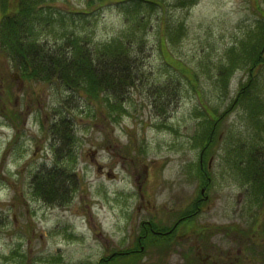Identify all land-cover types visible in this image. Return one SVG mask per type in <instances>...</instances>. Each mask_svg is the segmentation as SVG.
I'll return each mask as SVG.
<instances>
[{
  "label": "rangeland",
  "instance_id": "obj_1",
  "mask_svg": "<svg viewBox=\"0 0 264 264\" xmlns=\"http://www.w3.org/2000/svg\"><path fill=\"white\" fill-rule=\"evenodd\" d=\"M90 1L87 8V0H55L51 8L67 14L66 27L91 44L119 35L124 20L117 4ZM176 1L151 11L134 56L140 79L126 91L115 121L103 102H88L57 82L21 79L0 49V264H98L129 246L143 222L168 227L198 197L193 221L137 264H264V199H254L225 158L233 142L248 143L256 133L244 107L229 106L247 73L236 66L225 86L217 73L232 43L261 19L257 6L264 11V0H196L188 8ZM78 9L90 12L68 14ZM177 22L182 34L161 47L159 35ZM42 25L37 32L51 40L54 29H63ZM167 83L168 104L152 95ZM254 83L264 118V64ZM207 113L216 117L217 138L203 160L196 139ZM62 116L74 137L72 157L63 162L76 183L69 199L48 204L35 197L30 180L41 165L54 163L58 144L49 126ZM257 145L263 148L264 140ZM203 163L209 177L201 187Z\"/></svg>",
  "mask_w": 264,
  "mask_h": 264
},
{
  "label": "trees",
  "instance_id": "obj_2",
  "mask_svg": "<svg viewBox=\"0 0 264 264\" xmlns=\"http://www.w3.org/2000/svg\"><path fill=\"white\" fill-rule=\"evenodd\" d=\"M99 1L106 2L105 4L111 2L117 4L124 20V30L109 41L91 44L90 38L73 33L66 27L63 21L67 14L60 15L55 11L56 8H51V3L55 0H0V49L5 51L21 79L32 82H57L65 91L81 93L88 102H103L105 115L115 121L120 117L121 103L126 100V91L140 79L136 75L139 68L134 56L137 52H141L144 46L143 38L147 32L151 11L156 7L164 10L165 6L163 0ZM195 1L177 0L175 4L188 8ZM90 4L91 1L87 0V8ZM258 9L261 19L232 43L225 55L227 61L217 66L219 81L225 86L229 74L236 66L245 65L247 77L239 82L236 95L229 106L242 105L256 133L252 134V141L248 143L241 140L233 142L230 147L231 152L227 149L225 158L229 169L240 181L248 185L249 192L255 200L264 199V147L259 149L257 145L258 140H264L263 104L259 96L251 91L255 86L256 70L264 64V11L257 6ZM71 11L68 14L76 13L81 18L90 12L88 9ZM41 22L43 25H49L50 30L55 25L63 29L52 30L55 37L51 40L46 33H41V29L36 28ZM182 30V22L166 26L159 35L161 47L166 39L176 41ZM180 71L185 73L184 69ZM194 76L196 78L195 73ZM167 85L168 83L157 86L152 95L156 96V100L162 99L168 104L170 99L167 98V89L163 87ZM209 115L201 121L202 131L196 139L200 151L202 149L203 160V155L210 153L209 146L217 138L212 126L216 117ZM49 130L56 138L55 144H58L53 149L54 163L47 168L41 165L32 174L30 182L35 197L52 204L69 199V194L74 190L76 183V173L73 172L72 167L66 166L63 162L64 157L71 158L73 152L74 137L68 119L64 116L58 118L49 126ZM201 165H197L198 168L200 167L197 176L201 187H204L209 173L206 164ZM199 199V197L195 198L185 206L174 226L166 227L152 221L143 222L138 232L140 235L130 247L131 255L122 257V260L113 264H137L150 247L167 248L176 231L178 232L181 227L186 228L193 221L202 204ZM153 229L164 231L153 232ZM262 230L264 231V223ZM112 257L110 255L100 259L98 264H112V260H109Z\"/></svg>",
  "mask_w": 264,
  "mask_h": 264
},
{
  "label": "flooded vegetation",
  "instance_id": "obj_3",
  "mask_svg": "<svg viewBox=\"0 0 264 264\" xmlns=\"http://www.w3.org/2000/svg\"><path fill=\"white\" fill-rule=\"evenodd\" d=\"M180 217V216H179ZM179 217L177 218V220L179 219ZM177 220L171 225V226H174L175 225V223L177 222ZM146 223H149L148 221L146 222ZM167 230H169V229H166V231ZM153 232H160V233H162L163 231H158V230H155V229H153L152 230ZM176 233H177V231H176ZM176 233H175V235H176ZM140 234H138L137 233V236H139ZM136 236V237H137ZM135 243V239L133 240V242L132 243H130V245L129 246H127V247H123V248H118V249H116V250H113L112 252H110L108 255H105V256H102V257H100V259H104V258H106V257H108V256H113L112 257V259H109V260H112V264L116 261V262H118V261H120V259L122 258V257H129L130 255H131V248L130 247H132V245ZM142 248V247H141ZM130 250V251H129ZM135 250V249H134ZM116 254V255H115ZM122 260V259H121Z\"/></svg>",
  "mask_w": 264,
  "mask_h": 264
}]
</instances>
